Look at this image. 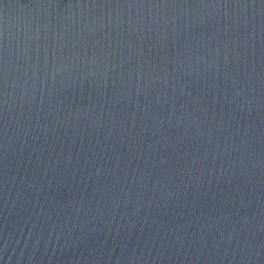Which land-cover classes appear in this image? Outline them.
Instances as JSON below:
<instances>
[{"label":"water","instance_id":"1","mask_svg":"<svg viewBox=\"0 0 264 264\" xmlns=\"http://www.w3.org/2000/svg\"><path fill=\"white\" fill-rule=\"evenodd\" d=\"M0 264H264V0H0Z\"/></svg>","mask_w":264,"mask_h":264}]
</instances>
